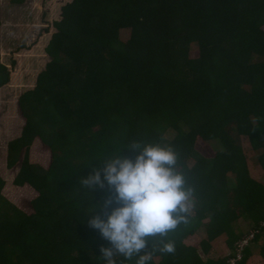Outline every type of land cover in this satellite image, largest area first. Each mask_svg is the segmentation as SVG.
I'll list each match as a JSON object with an SVG mask.
<instances>
[{
  "label": "trees",
  "instance_id": "trees-1",
  "mask_svg": "<svg viewBox=\"0 0 264 264\" xmlns=\"http://www.w3.org/2000/svg\"><path fill=\"white\" fill-rule=\"evenodd\" d=\"M60 17L45 49L50 62L18 99L21 133L7 144L6 168L19 163L12 186L36 196L26 214L3 197L0 178V264H104L108 242L88 224L101 213L85 215L91 206L79 179L134 141L173 147L196 189L189 224L165 240L175 254L149 247L147 264H228L251 229L238 232L234 223L264 221V182L251 176L239 143L247 138L264 172V0H72ZM192 44L196 59L188 57ZM9 76L0 61V88ZM199 141L208 149L214 141L215 155L205 156ZM34 145L49 155L45 169L28 160ZM110 195L97 188L91 202ZM201 228L200 248L186 244ZM223 235L231 253L209 257ZM263 235L264 227L237 264H251L258 247L264 262Z\"/></svg>",
  "mask_w": 264,
  "mask_h": 264
},
{
  "label": "clouds",
  "instance_id": "clouds-1",
  "mask_svg": "<svg viewBox=\"0 0 264 264\" xmlns=\"http://www.w3.org/2000/svg\"><path fill=\"white\" fill-rule=\"evenodd\" d=\"M125 148L137 153L135 159L122 156ZM178 159L171 146L134 141L99 160L102 168H93L87 178L79 179L78 191L87 192L91 206L85 215L101 213L88 224L108 242V247H100L104 264H123L121 258L134 257L136 264H147L149 247L175 254V243L165 240L180 225L189 224L196 208V189L178 170ZM106 186L111 195L102 203H92L91 193Z\"/></svg>",
  "mask_w": 264,
  "mask_h": 264
},
{
  "label": "rangeland",
  "instance_id": "rangeland-1",
  "mask_svg": "<svg viewBox=\"0 0 264 264\" xmlns=\"http://www.w3.org/2000/svg\"><path fill=\"white\" fill-rule=\"evenodd\" d=\"M12 1L0 0V61L10 71V82L13 80V84L16 87L15 91H17L15 92V97L18 98L25 92L35 89L37 75L44 70L46 63L48 64L50 62V59L45 57L46 55L44 53L52 36L56 33L53 25L61 19V8L72 0H24L23 4L20 5L13 4ZM129 38V30L120 32L121 41L125 42ZM188 57L190 59L199 57V48L196 44L190 46ZM12 64H14V69H11ZM32 66L35 69L27 72ZM26 72L27 75L33 74L31 78L32 83L22 87L20 82L23 80ZM18 87L23 88V90ZM7 113H10L9 107L6 104L0 103V176L5 177V179H10L11 175L18 172L19 165L13 170L15 172L5 168L6 146L19 137L22 130V120L17 107L13 112L14 116L11 117ZM166 136L168 139H171L174 134L168 132ZM239 143L246 155L251 176L254 179L264 181V172L257 163L259 152L252 150L246 137H239ZM210 145L211 149H208L204 142L199 141L198 143L199 148L207 157H213L216 151L215 148H218V145L214 141ZM32 148L34 151H32L31 157L28 155V160H31L30 163L33 165H41L44 169L48 167L50 164L49 155L43 156L38 146L34 145ZM24 190L15 188L7 192L6 188L5 195L8 194V199L12 200L11 202L15 203L24 213L31 214L28 200L34 198L36 195L29 188H25ZM253 225L254 222L246 218H242L234 223L236 230L242 233L252 228ZM189 237L184 240L185 243L199 248L202 238L206 237L205 229L201 228L196 235L191 238ZM226 244V236L219 237L212 242L213 248L208 256L211 258L225 256L230 252ZM253 250V257L255 258L250 263L260 264L261 255L258 252L259 247L253 248Z\"/></svg>",
  "mask_w": 264,
  "mask_h": 264
},
{
  "label": "crops",
  "instance_id": "crops-1",
  "mask_svg": "<svg viewBox=\"0 0 264 264\" xmlns=\"http://www.w3.org/2000/svg\"><path fill=\"white\" fill-rule=\"evenodd\" d=\"M60 15H61V10H60ZM61 18V17H60ZM51 41V40H50ZM50 43V42H49ZM45 54V53H44ZM46 55V54H45ZM45 57H47V56H45ZM35 64H37V63H35ZM46 66H47V63H46V65H45V67H44V70H45V68H46ZM35 69V67L34 66H32V67H30V70H27V72H31V71H33ZM43 70V71H44ZM43 71H41L38 75H37V77H36V79H35V85H36V81H37V78H38V76L43 72ZM27 72H26V74H24V78H23V80L20 82V84L22 85V87H24V85H27V84H31L32 83V81H31V78L33 77V74H28L27 75ZM19 89H21V90H23V88H20V87H18ZM16 90V87L14 86V84H13V80L7 85V86H5V87H3V88H0V103L1 104H6V106H8L9 107V111H10V113H7V114H9L11 117L12 116H14L13 115V112L16 110V107L18 108V99H19V97L18 98H16L15 97V92H17V91H15ZM17 118H18V115H17ZM19 119V118H18ZM22 125H23V122H22ZM6 151H7V146H6ZM31 155H32V151L31 152H29V156L31 157ZM30 159V158H29ZM31 161V160H30ZM29 161V162H30ZM17 165H19V163L17 164ZM16 165V166H17ZM16 166L13 168V169H11L12 171L13 170H15V168H16ZM5 168H6V165H5ZM7 169V168H6ZM8 170V169H7ZM11 170H9V171H11ZM13 172H15V171H13ZM16 173L15 174H13V175H11L10 176V179H8V178H6L5 179V177H3V176H0V178L3 180V182H4V187H3V189H2V192H1V194L3 195V197L4 198H6L8 201H12V200H9L8 199V194L7 195H5V190H6V188H7V192H10L12 189H15V187L14 186H12V182L14 181V179H15V177H16ZM262 182H264L263 180H261ZM17 189H19V190H23V191H25L23 188L21 189V188H17ZM238 231V230H237ZM239 232V231H238ZM194 235H196V234H194ZM194 235H192V236H190L189 238H191V237H193ZM206 237H207V234H206ZM206 237H204V238H206ZM221 237V236H220ZM223 237V236H222ZM204 238H202V239H204ZM264 238V237H263ZM226 240H227V238H226ZM188 245H191V244H188ZM226 246H227V244H226ZM195 247H197V246H195ZM198 248V247H197ZM199 248H200V244H199ZM227 248L230 250V252H228L225 256H222V257H226L229 253H231V249L227 246Z\"/></svg>",
  "mask_w": 264,
  "mask_h": 264
},
{
  "label": "built area",
  "instance_id": "built-area-1",
  "mask_svg": "<svg viewBox=\"0 0 264 264\" xmlns=\"http://www.w3.org/2000/svg\"><path fill=\"white\" fill-rule=\"evenodd\" d=\"M264 227V221H262L258 227L251 228L243 237H241L235 243L234 255L228 259V264H237L239 260L243 257V250L248 246L251 241L259 234ZM230 254V253H229Z\"/></svg>",
  "mask_w": 264,
  "mask_h": 264
}]
</instances>
